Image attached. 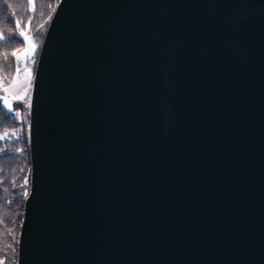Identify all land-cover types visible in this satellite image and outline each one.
<instances>
[{
    "label": "water",
    "instance_id": "water-1",
    "mask_svg": "<svg viewBox=\"0 0 264 264\" xmlns=\"http://www.w3.org/2000/svg\"><path fill=\"white\" fill-rule=\"evenodd\" d=\"M28 142L16 264H264V0H59Z\"/></svg>",
    "mask_w": 264,
    "mask_h": 264
},
{
    "label": "trees",
    "instance_id": "trees-1",
    "mask_svg": "<svg viewBox=\"0 0 264 264\" xmlns=\"http://www.w3.org/2000/svg\"><path fill=\"white\" fill-rule=\"evenodd\" d=\"M58 1L31 0L30 8L29 0H0V80L9 81L16 75L17 61L13 52L19 53L25 45L23 37L19 36L20 31H24L37 43L35 53L27 62L34 73L40 45ZM17 20L21 21L19 29L15 28ZM12 108L14 111L10 113L0 104V137H3L0 139V262L2 264H16L23 206L30 185L28 105L16 103ZM17 111L21 114L19 117L15 116Z\"/></svg>",
    "mask_w": 264,
    "mask_h": 264
},
{
    "label": "rangeland",
    "instance_id": "rangeland-1",
    "mask_svg": "<svg viewBox=\"0 0 264 264\" xmlns=\"http://www.w3.org/2000/svg\"><path fill=\"white\" fill-rule=\"evenodd\" d=\"M31 44H35L34 51L30 47ZM36 47H37L36 41L33 40V38L30 36V40L27 42V44L25 43L23 49L19 52V53L22 54V53L25 52V49L26 48L28 49V58L26 60L25 59L23 60V58L21 59L22 60L21 61V75L19 77L21 83L18 84L17 87H15L13 89H10V91L7 94L3 91V87H0V104L6 110H8L7 106L4 104V98H5L6 95H7L8 101H9V103H11L12 107L16 103H21L23 105H28V107H29V98H30V91H31V84H32L33 73L30 70L29 65H28L27 62L33 56V54L35 53ZM29 70H30V73H31L30 83H29V78L27 76V72ZM15 77H16V75H14L13 78H15ZM13 78L10 79L9 81H2V80H0V83H2L5 86L10 85L12 83ZM25 87L27 88V94H26L25 98L23 100L13 99V95L14 94H16V95L21 94L23 92V89Z\"/></svg>",
    "mask_w": 264,
    "mask_h": 264
},
{
    "label": "snow or ice",
    "instance_id": "snow-or-ice-1",
    "mask_svg": "<svg viewBox=\"0 0 264 264\" xmlns=\"http://www.w3.org/2000/svg\"><path fill=\"white\" fill-rule=\"evenodd\" d=\"M29 7H30V8L32 7L31 0H29ZM9 23H10V21H9ZM28 24H29V25L31 24V17H30V16L28 17ZM20 25H21V21H20V20H17L16 25H15V28H16V29H19V28H20ZM14 30H15V29H14ZM19 36L23 37V40H24V42H25L26 44H27V42L30 40V36L27 35L24 31H20V32H19ZM30 47H31V49H33V51H34V49H35V44H31ZM13 56L16 57V61H17L16 77L13 78L12 83H11L10 85L5 86V85H3L2 83H0V87H3V91H4L6 94L10 91V89H13V88L17 87V85L21 83V81H20V79H19V77H20V75H21L20 61H21L22 58L25 59V60L28 58V49L26 48V49H25V52L22 53V54H21V53H18V52H13ZM27 76H28V78H29V83H30V78H31L30 70L27 72ZM26 94H27V88L25 87V88L23 89V92H22L21 94H19V95L14 94V95H13V99H16V100H23V99L25 98ZM4 104L7 106L8 111H9L10 113L14 111L13 108H12L11 103H9V101H8V99H7V95H6L5 98H4ZM20 115H21L20 112H18V111L15 112V116H16V117H19ZM5 135H7V133H5ZM2 138H3V137H0V139H2ZM25 183H27V181H25ZM25 194H26V193H25ZM0 264H2V262H0Z\"/></svg>",
    "mask_w": 264,
    "mask_h": 264
}]
</instances>
